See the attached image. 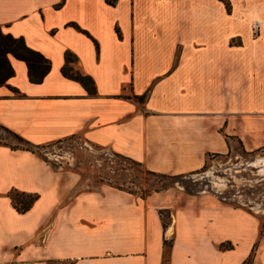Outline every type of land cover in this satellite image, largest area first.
<instances>
[{
	"label": "crops",
	"instance_id": "1",
	"mask_svg": "<svg viewBox=\"0 0 264 264\" xmlns=\"http://www.w3.org/2000/svg\"><path fill=\"white\" fill-rule=\"evenodd\" d=\"M228 1L230 11L220 0H0L2 31L52 65L34 84L11 58L0 126L34 146L80 137L168 176L235 147L264 149V0ZM68 52L94 93L63 75ZM80 181L0 145V264H244L252 254L264 264V225L244 208ZM12 195L36 199L20 213Z\"/></svg>",
	"mask_w": 264,
	"mask_h": 264
},
{
	"label": "rangeland",
	"instance_id": "2",
	"mask_svg": "<svg viewBox=\"0 0 264 264\" xmlns=\"http://www.w3.org/2000/svg\"><path fill=\"white\" fill-rule=\"evenodd\" d=\"M0 139L11 145L16 143L1 127ZM39 153L52 166L77 173L81 178L80 190L110 184L141 196L161 187L191 195H214L252 212L260 226L264 225V149L250 153L235 147L226 155L210 157L202 172L179 180L158 179L142 166L80 137L45 145Z\"/></svg>",
	"mask_w": 264,
	"mask_h": 264
},
{
	"label": "trees",
	"instance_id": "3",
	"mask_svg": "<svg viewBox=\"0 0 264 264\" xmlns=\"http://www.w3.org/2000/svg\"><path fill=\"white\" fill-rule=\"evenodd\" d=\"M107 4L110 6H115L118 0H105ZM225 3L226 8L228 11L231 10L230 2L228 0H220ZM11 58H14L16 60H20L26 63L28 67V77L31 83L34 84H40L43 82L44 78L48 75V73L51 70V61L47 59L42 53L31 49L25 42L23 38H16L12 36L11 34H6L2 31L0 28V87L7 85V82L14 76V68L12 66ZM77 61V58L75 55L71 53L65 54V66L62 69V73L65 77L80 82L90 94L94 93L93 88V81L89 76L82 75L79 71H76L72 65ZM6 133H8L10 136H12L16 143L11 145L8 143L3 142L2 139H0V145L8 146L12 150H25L30 151L33 153H36L40 155V150L43 149L45 146H34L19 135L15 134L14 132L10 131L9 129L0 126ZM73 138V137H72ZM71 139V138H68ZM67 140V139H65ZM64 140L57 141L55 143L62 142ZM211 157V156H210ZM209 157V158H210ZM208 158V159H209ZM133 164L137 166H141L139 163L131 161ZM208 165V160L206 162V165L204 168L197 172H202ZM149 175H152L158 179H169V180H179L182 177H185L186 175L181 176H168V175H160L156 173H152L147 171ZM195 174V173H194ZM192 175V174H189ZM119 189H122L121 187H118ZM165 188L161 187L160 190L154 189L153 192H161L164 191ZM167 190V189H166ZM132 194H135L134 192L128 191ZM150 195V194H148ZM144 196V195H142ZM36 197L32 196H24V195H12V202L14 207L20 212L25 213L27 212L32 204L34 203ZM228 202L227 200L225 203ZM230 203V202H228ZM230 205L236 207L234 204L230 203ZM162 221H163V227L166 228L169 224V218L170 213L169 212H161ZM165 248H166V259L168 252L171 248V244H169L167 241L165 242ZM221 249L229 250L232 249V246L230 244H224L220 246ZM253 259L250 258L249 261H246L244 264H251Z\"/></svg>",
	"mask_w": 264,
	"mask_h": 264
},
{
	"label": "built area",
	"instance_id": "4",
	"mask_svg": "<svg viewBox=\"0 0 264 264\" xmlns=\"http://www.w3.org/2000/svg\"><path fill=\"white\" fill-rule=\"evenodd\" d=\"M258 33V26L256 25L255 27H254V34L256 35Z\"/></svg>",
	"mask_w": 264,
	"mask_h": 264
}]
</instances>
